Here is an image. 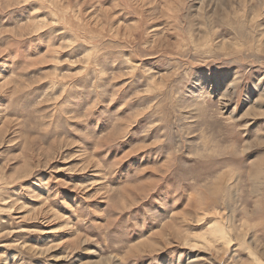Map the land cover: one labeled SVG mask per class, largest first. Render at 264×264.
<instances>
[{
    "label": "rangeland",
    "instance_id": "obj_1",
    "mask_svg": "<svg viewBox=\"0 0 264 264\" xmlns=\"http://www.w3.org/2000/svg\"><path fill=\"white\" fill-rule=\"evenodd\" d=\"M0 264H264V0H0Z\"/></svg>",
    "mask_w": 264,
    "mask_h": 264
},
{
    "label": "bare ground",
    "instance_id": "obj_2",
    "mask_svg": "<svg viewBox=\"0 0 264 264\" xmlns=\"http://www.w3.org/2000/svg\"><path fill=\"white\" fill-rule=\"evenodd\" d=\"M217 230H219V228H216V231H217ZM213 232H214V231H213ZM221 232H222V231H221ZM219 233H220V231H219ZM223 236H224V234H223ZM225 236H226V235H225ZM219 237H220V236H219ZM226 239H227V238H226ZM226 239H225V240H226ZM227 241H228V240H227ZM225 242H226V241H225ZM227 243H229V241H228ZM226 245H227V244H226Z\"/></svg>",
    "mask_w": 264,
    "mask_h": 264
}]
</instances>
